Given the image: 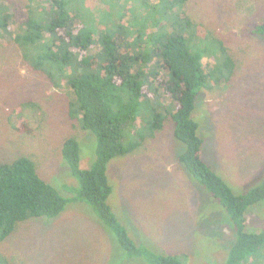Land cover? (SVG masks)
<instances>
[{
    "label": "rangeland",
    "instance_id": "374dc122",
    "mask_svg": "<svg viewBox=\"0 0 264 264\" xmlns=\"http://www.w3.org/2000/svg\"><path fill=\"white\" fill-rule=\"evenodd\" d=\"M0 4L8 6L12 16L8 30L0 31V162L30 156L40 176L71 197L79 182L63 158V142L77 137L81 167L86 168L96 158V135L69 117V85L56 87L33 68L12 37L27 16L29 0ZM68 6L71 13L82 15L83 26L96 38L117 27L138 28L148 35L153 27L146 20L164 15V4L153 0H69ZM186 13L201 25V33L182 31L192 49L203 51L207 67L220 56V41L236 61L230 81L199 92L192 116L204 140V160L236 193H245L264 181V34L253 31L264 17V0H188ZM98 48L95 43L87 54ZM118 92L109 103L121 114L128 94ZM28 101L38 108L24 109ZM160 102L172 110L176 106L169 97ZM143 124L142 117L138 123L124 122L125 144L151 131ZM174 130L175 122L168 116L141 146L109 161L113 190L108 203L138 246L178 254L187 264H227L236 239L234 223L222 203L180 162L186 146ZM245 216L248 231L263 230L264 200L251 205ZM0 251L17 264H149L128 256L96 209L80 200L69 201L55 217L20 222L0 242ZM245 264H264V245Z\"/></svg>",
    "mask_w": 264,
    "mask_h": 264
},
{
    "label": "trees",
    "instance_id": "16d2710c",
    "mask_svg": "<svg viewBox=\"0 0 264 264\" xmlns=\"http://www.w3.org/2000/svg\"><path fill=\"white\" fill-rule=\"evenodd\" d=\"M42 1L29 0L27 16L12 37L33 68L44 72L56 87L69 85V117L96 135V158L89 167L82 168L80 141L74 135L64 140L63 158L79 182L78 191L73 189L77 193L71 197H65L45 181L30 156L1 161L0 242L20 222L55 217L69 201L80 200L96 209L128 256L142 257L149 264H187L178 254H162L138 246L108 203L113 190L107 174L109 161L141 146L170 116L175 122L176 138L186 146L178 157L180 162L222 203L234 223L236 239L227 264H245L264 245V229L248 231L245 216L251 205L264 200V181L245 193H236L204 160V140L198 133L199 123L192 116L197 95L203 88L226 83L234 75L236 61L228 47L220 41L216 63L212 67L204 64L203 51L192 49L188 36L183 33L186 29L193 34L201 33V25L186 13L188 0H153L164 4V15L159 19L152 15L154 18L146 20L147 26L153 27L148 35L138 28L125 31L117 27L107 29L97 38L83 26L79 19L82 15L70 12L69 0ZM146 9L149 10L148 6ZM153 10L150 7V13ZM11 18L9 7L0 4V31L8 30ZM132 19L130 16L129 20ZM253 31L264 34V17ZM95 43L99 48L94 54H87ZM212 80L215 83L210 85ZM116 90L128 94L121 114L109 103L111 96L120 95ZM162 97L175 102L174 110L164 107L160 102ZM23 107L28 111L38 108L32 101ZM139 117L151 131L140 132L138 138L125 144L124 122L138 123ZM0 264L17 263L0 251Z\"/></svg>",
    "mask_w": 264,
    "mask_h": 264
}]
</instances>
